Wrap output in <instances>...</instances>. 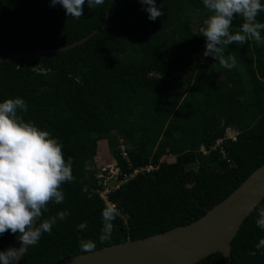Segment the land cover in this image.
<instances>
[{"label": "trees", "instance_id": "16d2710c", "mask_svg": "<svg viewBox=\"0 0 264 264\" xmlns=\"http://www.w3.org/2000/svg\"><path fill=\"white\" fill-rule=\"evenodd\" d=\"M109 3L93 9L85 4L77 19L51 0H0V56L76 41L103 25ZM156 5L164 15L152 21L140 0H113L107 27L82 43L0 62V103L23 98L28 108L18 114L63 145L75 177L61 186L63 203H49L42 219L65 209L70 215L28 246L18 264H53L84 253L81 239L93 240L98 249L190 223L264 164V53L253 49L255 40L224 46V54L238 61L224 68L204 55L200 28L212 13L203 0H156ZM257 20L264 22V12ZM242 23L239 16L233 20V34ZM226 127L235 138L223 139L224 153L220 147L210 150ZM102 140L119 178L135 167L156 166L107 193L120 215L103 243L102 212L108 205L94 164ZM163 155L173 160H160ZM260 206L264 198L255 208ZM255 208L230 242L232 264H264V249L255 248L264 238ZM84 221L88 226L79 231ZM17 235H0V251L18 248ZM194 264L224 261L214 252Z\"/></svg>", "mask_w": 264, "mask_h": 264}, {"label": "clouds", "instance_id": "9594fccd", "mask_svg": "<svg viewBox=\"0 0 264 264\" xmlns=\"http://www.w3.org/2000/svg\"><path fill=\"white\" fill-rule=\"evenodd\" d=\"M140 2L146 6L150 20L155 21L164 15L156 0ZM103 3L104 0H51L52 6L60 4L68 16L77 19L83 16L85 4L93 9ZM203 4L212 13L203 20L204 26L200 28V35L206 38L204 55L212 56L222 67L232 69L238 63L234 54H224V46L234 43L243 46L250 40L264 42L261 36L264 22L257 20L258 14L264 12L261 0H203ZM237 16L243 23L233 34L230 29ZM27 108L26 101L20 97L0 103V235L8 231L18 234L21 245L0 251V264H16L28 246L36 245L43 233H51L58 220H65L70 215L65 209L42 219L48 212L49 203H63L65 195L61 186L75 180L73 160L71 157L65 160L63 145L48 131L41 130L33 122H25L18 114L26 112ZM111 182L115 183L111 180L109 185H113ZM104 202L108 206L102 212L103 227L99 236L102 243L111 239L113 221L120 215L112 203ZM254 208V205H248L246 211L251 212ZM255 210L258 212L256 224L264 230V206ZM87 226L84 221L77 225V229L83 231ZM79 246L84 253H93L96 249V243L91 239H81ZM255 248L264 249V238ZM250 255L255 256L256 251Z\"/></svg>", "mask_w": 264, "mask_h": 264}, {"label": "water", "instance_id": "95a60500", "mask_svg": "<svg viewBox=\"0 0 264 264\" xmlns=\"http://www.w3.org/2000/svg\"><path fill=\"white\" fill-rule=\"evenodd\" d=\"M112 1L106 8L103 25L82 38L59 47L0 56V62L58 52L82 43L107 27ZM263 198L264 164L254 169L223 200L190 223L143 238L103 246L93 253L66 257L53 264H194L214 252L222 253L224 264H232L230 242L250 214L246 211L248 205L256 206Z\"/></svg>", "mask_w": 264, "mask_h": 264}, {"label": "built area", "instance_id": "2783aa9c", "mask_svg": "<svg viewBox=\"0 0 264 264\" xmlns=\"http://www.w3.org/2000/svg\"><path fill=\"white\" fill-rule=\"evenodd\" d=\"M225 137H230L232 139L235 138V133L230 127H226L225 132H224V136L217 138L216 142L212 146H210V150L215 149L217 147H220V152L224 153V149L222 147L223 146L222 141ZM121 149H122V151H121L122 156L127 158V154H126V151L124 150V147L121 146ZM200 150L203 153L208 152V150H206L204 146H201ZM167 156L168 155H163L160 160L167 158ZM155 167H156L155 165L148 163V164L143 165V166L135 167L130 174L123 175L122 178H119L118 177L119 167L117 166L115 161H113L112 163H110L108 165L103 166L101 168V170H99L96 174L97 184L101 187L98 190L100 196L106 201V203H108L107 193L109 191L113 190L119 184H121L124 180L135 175L136 173L143 172V171H150L151 169H154ZM111 180H113L115 182L113 185H109V182Z\"/></svg>", "mask_w": 264, "mask_h": 264}, {"label": "rangeland", "instance_id": "374dc122", "mask_svg": "<svg viewBox=\"0 0 264 264\" xmlns=\"http://www.w3.org/2000/svg\"><path fill=\"white\" fill-rule=\"evenodd\" d=\"M255 46L253 49L258 51L259 53H264V43H257L256 41L253 42ZM169 161L173 160V157L167 156ZM113 162V158L109 153V149L105 140L98 141V148L97 154L94 158V164L97 170H101V168L105 165H108ZM113 184V182H111Z\"/></svg>", "mask_w": 264, "mask_h": 264}]
</instances>
